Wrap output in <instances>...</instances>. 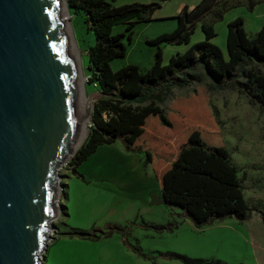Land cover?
<instances>
[{
  "label": "trees",
  "instance_id": "1",
  "mask_svg": "<svg viewBox=\"0 0 264 264\" xmlns=\"http://www.w3.org/2000/svg\"><path fill=\"white\" fill-rule=\"evenodd\" d=\"M117 0H68L74 12L82 11L86 27L95 38L87 51L90 83L98 86L91 94L92 111L87 137L69 162L72 175L98 147L120 140L124 150L144 155V164L151 165L161 194L170 209L183 212L197 228L214 221L251 218L252 208L243 194L245 176L233 164L216 118L210 109V92L234 89L244 95L250 105L264 112V74L251 69L253 63L264 66V25L247 37L244 21L236 18L227 24L225 59L211 40L216 37L212 24L204 19L212 17L220 22L233 6L227 0H201L192 9L183 6L171 18L177 27L149 41L157 47L153 65L142 72L135 65L112 71L110 63L125 56V40L131 41L137 23L153 20L155 11L168 0L135 1L116 6ZM264 0H246L252 11ZM201 23L204 39L189 46L183 53L171 56L162 63V45H189L191 36ZM124 25L125 32L112 34L116 26ZM200 67L210 80L201 85L193 72ZM198 83V84H197ZM191 93L169 99L174 88H189ZM64 185L61 200L67 199ZM67 214L64 206L63 215ZM264 222V212L260 213ZM175 221L166 224H147L143 230L156 233L171 232ZM126 226L108 225L104 231L87 232L68 229L62 235L91 241L122 236L123 243L135 254L151 264L156 258L175 260L182 264H226L214 259H193L176 252L145 253L127 240Z\"/></svg>",
  "mask_w": 264,
  "mask_h": 264
},
{
  "label": "rangeland",
  "instance_id": "2",
  "mask_svg": "<svg viewBox=\"0 0 264 264\" xmlns=\"http://www.w3.org/2000/svg\"><path fill=\"white\" fill-rule=\"evenodd\" d=\"M145 0H117L116 6ZM201 0H168L160 9L154 12L153 20L147 23H137L133 28L131 41L125 40L126 53L122 58H117L110 63L112 71H117L128 65L139 67L142 72L148 70L154 63L157 47L149 41L157 36L170 33L177 27L173 15H177L183 6L192 9ZM67 9L69 27L75 42L76 49L80 54V67L84 79L85 95L87 98L94 93L98 86L90 83L91 72L88 68V49L95 44V38L86 27L82 11L74 12L68 6V0H64ZM241 18L244 21V30L249 37L259 27L264 25V3L256 4L252 11L240 6L228 12L225 19L214 27L216 37L211 41L222 51L224 58L226 53V30L227 23L233 18ZM125 32V26L119 25L112 29V34ZM204 39L197 25L194 34L191 36V46ZM182 48V47H180ZM175 46L162 45V63L166 65L171 56L175 55ZM251 69L264 74V66L253 63ZM193 74L201 79V85H209L210 80L205 76L203 70L198 67ZM198 84V83H197ZM197 85L189 88H174L169 93V99L183 97L193 90ZM89 119L85 123L84 137L82 142L70 152L58 166L56 177V217L52 220V228L46 242V249L41 252L42 264H151L135 253H130L121 245L122 237L118 235V246L104 245L83 246L78 244L67 245L59 242L62 231L67 229H80L87 232L93 231L94 224L99 223L100 215L97 208L100 202L108 200L94 189H74L72 202L70 204L71 218L63 215L64 200H61V193L65 185L66 177L71 174L69 162L87 137L90 127L92 101ZM210 109L216 118L218 129L222 135L225 145L230 152L233 164L238 168L239 174L245 176L243 194L252 208L250 220H260V213L264 212V112L258 106L250 105L248 99L234 89L213 90L210 92ZM80 192V193H79ZM94 209V210H93ZM144 218V219H143ZM175 221L179 228L173 234L168 231L156 233L153 230H142L144 223L163 224L167 221ZM186 215L167 205L141 207L138 219L124 225L128 228L127 240L145 253L176 252L193 259H214L226 264H255L251 244L244 237L236 235L229 229L209 228L202 236L195 235L190 225H187ZM224 219L223 221H230ZM156 221V223L152 222ZM88 241V240H87ZM91 241V240H90ZM92 242V241H91ZM259 242V239H258ZM56 243L54 246L53 244ZM260 245L264 247V240ZM107 249L102 251V249ZM99 250V252H98ZM264 258V256H262ZM157 264H182L175 260H168L162 257L156 258Z\"/></svg>",
  "mask_w": 264,
  "mask_h": 264
},
{
  "label": "water",
  "instance_id": "3",
  "mask_svg": "<svg viewBox=\"0 0 264 264\" xmlns=\"http://www.w3.org/2000/svg\"><path fill=\"white\" fill-rule=\"evenodd\" d=\"M79 104L59 0H0V264H42L58 166L82 131Z\"/></svg>",
  "mask_w": 264,
  "mask_h": 264
},
{
  "label": "crops",
  "instance_id": "4",
  "mask_svg": "<svg viewBox=\"0 0 264 264\" xmlns=\"http://www.w3.org/2000/svg\"><path fill=\"white\" fill-rule=\"evenodd\" d=\"M227 2L228 5L233 7L226 11L225 15L223 16L224 19L228 12L240 6L247 9L246 0H227ZM232 20L233 18L229 21H226V23L228 24ZM204 22L207 24H212L213 27L219 23L213 22L211 16H207L204 19ZM197 25L201 26V23H198ZM261 27L253 32V34L249 37H253ZM169 46H175V48H179L178 50L175 49V53H183L189 47L188 45ZM227 58L228 55L225 59ZM77 172L78 174L82 175L83 179H79L72 174H69L65 179V186L67 187V199L64 201V206L67 210V214L64 215V217L71 218L72 216L70 204L72 202L74 189H94L98 191L101 196H104L108 199L101 201L100 207L97 208V213L100 215L99 223L102 224H94L96 230L98 231H104L108 225L124 226L129 222L135 221L138 219V214L141 207H147L148 205L152 206L150 203L152 197L162 198L161 188L156 181L151 165L144 164V155L126 152L120 140L116 141L112 145L98 147L97 150L78 167ZM152 222L156 223V221ZM168 222H170V220H167L165 223L163 221L162 223L166 224ZM180 222L181 221H179L178 226L169 233L173 234L174 232H177ZM185 222H187V225L191 226L194 236H202V234L205 233L209 228L229 229L230 231H233L235 235L238 233L240 237H244L252 245L251 248L255 264H264V258L262 257L264 256V247L260 245L261 240H264V222H262V220L257 221L249 219L248 221L244 222H239L235 219H231L230 221L218 220L201 228H197L195 224L188 218ZM66 231L64 230L61 232L60 237L57 238V244L61 242L67 245L78 244L88 247H102L104 245L118 246V234L115 233L111 237L101 238L97 241L91 242L90 240L87 241L86 239L62 235V233H65ZM56 243H54L53 246ZM121 245L130 253H134L123 243V238L121 240ZM105 250L107 249H102V251Z\"/></svg>",
  "mask_w": 264,
  "mask_h": 264
},
{
  "label": "bare ground",
  "instance_id": "5",
  "mask_svg": "<svg viewBox=\"0 0 264 264\" xmlns=\"http://www.w3.org/2000/svg\"><path fill=\"white\" fill-rule=\"evenodd\" d=\"M59 2H60L63 18H64V21H65L67 33H68L69 40H70V45H71V49H72V53H73V58H74V62H75L76 72H77V76H78V83H79V95H80L79 110H80V113H81L82 131H81V135H80V138H79L78 142L76 143V145L72 149L74 151V149H76V147L83 140L84 127H85L86 121L89 119L91 105H90V101L88 100V98L85 95L84 79H83V76H82V70H81L80 63H79L80 54L77 53L76 49L74 48V45H72L73 42H72V39H71L72 37H71V31H70V27H69V21L66 19L68 17V13H67V9L65 7V2H64V0H59Z\"/></svg>",
  "mask_w": 264,
  "mask_h": 264
}]
</instances>
